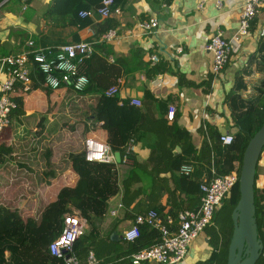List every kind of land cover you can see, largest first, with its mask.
I'll return each mask as SVG.
<instances>
[{"label": "crops", "instance_id": "0c3cea01", "mask_svg": "<svg viewBox=\"0 0 264 264\" xmlns=\"http://www.w3.org/2000/svg\"><path fill=\"white\" fill-rule=\"evenodd\" d=\"M222 1L223 8L220 11L210 4L200 10L198 0H125L119 5V12L110 16L116 21V36L110 41H98L95 44L98 46L95 47V54L90 58L87 68L90 87L85 93H77L83 94L81 106L90 112V118L82 119L83 123L77 125L76 129L77 135L80 133L82 136L78 141L81 151L86 136L100 139L108 143L114 153L117 151V137L111 131L103 129L102 122L96 121L91 112L96 105L97 96L103 94L118 78L122 79V83L117 97L124 100L139 99L141 106L137 107L142 112L140 121L145 116L140 139L135 142L132 153L138 162L156 166L162 156H168L165 143L172 125L189 133L190 145L184 150L187 153L198 152L201 143L209 140V136L215 142L226 133H235L236 129L225 104V94L233 84L236 71L244 66L248 56L256 48L258 36L264 27V7L255 16L256 27L235 45L220 76L212 79V54L204 49V45L217 26L223 30L224 36H232L239 24L244 2ZM51 2L52 0H31L24 11H19L20 0H9L0 6V42L11 47L9 54L20 52L25 47L23 45L19 48L20 40L14 33L18 29L26 31L30 36L47 37L48 44H40L41 46L92 39L87 27L96 30L95 24L102 18H94L93 23L83 29L76 26H55L45 14ZM151 17L158 21L157 30L152 33L142 32L138 23ZM152 55L158 57L156 63L151 62ZM4 56L6 55L0 58ZM2 77L0 75L1 79ZM39 89L32 88L29 92L16 89L14 97H22V113L13 114L9 127L0 133V205L18 208L23 218H37L41 209L55 199L58 190L73 185L77 178L66 165L72 152L70 141H66L65 129L54 128L59 126L56 121L45 122V119L32 118L35 111L43 106L38 109L28 106V99ZM40 90L44 96H48V103L42 110L55 103V100H60L63 95L74 92L68 88L51 90L49 94V89ZM170 108L174 109L172 118L168 114ZM45 123L48 126L46 130L39 128ZM158 141L162 144V150L156 145ZM181 151L183 150L179 145L174 149L175 154H183ZM120 161L123 163L115 161L119 184L126 177V171L132 163L131 159L129 163H125L121 154ZM161 175L168 177L170 174L167 172ZM205 178L209 177L205 175L203 179ZM138 185L134 184L133 189ZM169 185L173 190L171 181ZM255 188L259 198L264 200V147L256 168ZM120 193L108 201L111 207L100 228L102 238L92 250L100 263L131 264L125 254L127 245L122 235L133 223V218L126 214L133 215L131 209L143 195L139 194L133 199L128 205L127 213L122 212L123 219L116 221L119 213L113 215L110 211L116 210ZM159 204L164 206L163 212L171 208L172 199L167 191H162ZM36 205L41 208L31 212L30 208ZM184 208L183 206L181 209ZM212 225L206 227L191 242L185 258L177 264L209 262L215 248L211 242L215 236ZM88 230L89 226L86 224L85 234ZM108 235L111 241L106 238ZM8 254L6 251L5 255Z\"/></svg>", "mask_w": 264, "mask_h": 264}, {"label": "trees", "instance_id": "16d2710c", "mask_svg": "<svg viewBox=\"0 0 264 264\" xmlns=\"http://www.w3.org/2000/svg\"><path fill=\"white\" fill-rule=\"evenodd\" d=\"M100 1L52 0L45 14L55 26H76L83 29L91 25L93 19L80 17L79 12L97 7ZM124 1L114 0L117 6ZM256 23L255 17L250 30L256 27ZM95 25V33L98 36L107 29L114 28L116 21L112 17H107L97 21ZM14 33L20 40L19 48L25 46L28 38H31L35 45L48 44L45 36H30L26 31L19 29ZM11 51V47L0 42V56L7 55ZM19 86L16 85V87ZM89 87L90 85L82 93H85ZM32 88L43 89L44 87L40 79H35ZM50 92L51 90L47 91L48 94ZM14 99L17 107L12 111L11 117L13 114L22 113V97L19 95ZM225 104L229 110L232 125L236 129L232 134L231 144L223 145L219 138L214 142L209 136V140L201 143L198 152L187 153L185 148L191 141L189 133L179 126L172 125L165 143L168 156H162L160 163L156 166H149L136 161L131 154L132 163L121 184L117 179L116 162H88L84 158L83 150L76 152L70 149L72 153L69 155L67 165L76 174V182L71 186L60 188L55 199L41 209L37 218H23L18 208L12 209L0 205V264H64L63 258L50 254L48 247L62 231L63 215L72 211H78L89 226L86 234L84 232L73 245L74 254L81 264H86L87 254L94 250L97 241L102 238L100 228L105 223L111 207L108 201L119 192L121 196L115 205L116 212L119 213L116 221L123 219V213H127L129 203L139 194L143 197L132 207L133 215L126 214L132 217L133 221L137 215L149 209L156 210L163 217L167 214L174 216L183 206L187 209L197 207L202 196L200 184L205 175L211 178V168H214L217 175L230 173L234 169L240 171L243 152L264 120V27L258 36L255 50L250 53L244 66L236 71L233 84L225 94ZM91 114L96 121L102 122L103 129L111 131L117 137L119 147L115 150L120 152L122 158L129 140L133 139L136 142L140 139L145 116L140 121L141 110L126 102L119 104L117 96L98 95ZM156 145L162 150V144L159 141ZM177 145L182 148L183 154L174 153ZM122 163L120 161L119 164ZM182 164H191L193 171L187 175L179 174L178 169ZM167 172L170 174L168 177L161 175ZM169 181L173 183V190ZM134 184L139 185L133 189ZM162 191H167L172 199L171 208L167 212H163L164 206L159 204ZM230 196V199L227 196L222 200L220 207L214 213L212 223L216 219V212L225 208L227 221L224 223L225 229H222L220 233L214 230L215 236L212 237L211 242L215 248L207 264H226L228 245L233 232L231 212L240 197L238 183L232 188ZM254 204L257 231L264 245V200L259 198L255 187ZM106 238L111 241L109 235ZM159 241L158 230L148 225H141L140 236L134 241H125L127 245L125 254L129 257L132 253L149 248ZM6 251L8 255H5ZM102 263L104 264V261ZM102 263L97 259L96 264ZM255 264H264V258L259 257Z\"/></svg>", "mask_w": 264, "mask_h": 264}, {"label": "built area", "instance_id": "2783aa9c", "mask_svg": "<svg viewBox=\"0 0 264 264\" xmlns=\"http://www.w3.org/2000/svg\"><path fill=\"white\" fill-rule=\"evenodd\" d=\"M9 0H0V6ZM31 0H20L21 10L24 11L30 5ZM212 5L218 11L223 8L222 0H198L200 10L206 5ZM264 0H244L240 13L239 24L231 37L224 36L220 27H216L204 49L212 54L210 76L212 79L220 76L222 70L229 62L235 45L246 37L251 29V23L261 8ZM120 8L114 0H101L97 7H92L79 12L80 17L94 19L96 17L107 18L112 13L119 12ZM158 21L155 17L142 20L138 28L145 33L157 30ZM90 40H78L59 45L41 46L35 45L30 38L25 47L17 53L8 54L0 58V133L9 127L11 113L17 107L14 92L20 88L23 92H29L35 79H40L42 86L49 90L68 88L76 93L83 92L88 83V62L95 53V44L98 41H110L116 36V30L109 28L96 36L95 30L87 27ZM151 62L156 63L158 57L151 56ZM112 61V59L110 58ZM122 79L118 78L103 94L107 97L117 96ZM16 85H20L16 87ZM126 102L131 106H141L137 98L124 100L119 98V104ZM174 109L170 108L168 114L172 118ZM223 145H229L233 141L230 133L220 137ZM135 150V142L130 139L124 150L123 161L130 162V155ZM84 158L88 162L113 163L114 151L111 146L93 136H86L83 141ZM193 171L191 164H182L178 169L179 174H190ZM211 178L203 179L200 184L202 196L197 207L193 209H181L176 215L167 214L164 217L154 209L139 214L132 225L124 231L122 238L125 241H134L140 236V226L148 225L160 233L159 243L141 249L129 256L131 264H177L182 261L191 242L212 224L215 211L222 200L238 183L240 171L232 170L230 173L217 175L211 168ZM115 214L116 210H111ZM64 225L59 236L49 245L50 254L63 258L64 264H81L73 252L74 243L83 236L86 228V220L77 211L66 212L63 215ZM264 258V245L260 253ZM97 259L93 251L86 256V264H96ZM213 264V263H211Z\"/></svg>", "mask_w": 264, "mask_h": 264}, {"label": "water", "instance_id": "95a60500", "mask_svg": "<svg viewBox=\"0 0 264 264\" xmlns=\"http://www.w3.org/2000/svg\"><path fill=\"white\" fill-rule=\"evenodd\" d=\"M263 147L264 120L243 152L238 180L240 197L231 212L233 232L228 245L226 264H255L263 248L257 231L254 204L255 174ZM114 156L115 161L120 162V152L116 151Z\"/></svg>", "mask_w": 264, "mask_h": 264}, {"label": "rangeland", "instance_id": "374dc122", "mask_svg": "<svg viewBox=\"0 0 264 264\" xmlns=\"http://www.w3.org/2000/svg\"><path fill=\"white\" fill-rule=\"evenodd\" d=\"M19 11H21V9H19ZM82 95L83 94L79 95L77 93L70 92V94H67L66 96L63 95L60 100L59 99L55 100V103H52L51 105L49 104V106L45 107L43 110L42 108L45 106L46 103H48L47 102L48 96H44V94L41 93L40 89L36 91L32 97L29 96L28 99V106H35L37 107V109L43 106L39 111L37 110L35 111L36 113L32 115V118L45 119V122L49 120L56 121L59 124V126H54V128L59 127V129L62 128L65 129L66 141L68 140L70 141L69 146H71L72 151H78V150L81 151L78 141H79V137L81 138L82 136L80 135V133L79 136L76 133V129L78 127L77 125L83 123L82 119L90 118V112L88 111V109L84 110L81 106V104L83 103ZM39 128L46 130L48 126H46L45 123V125L43 124V126ZM66 165H67V160H66ZM231 192L232 190L227 195L228 199H230L231 197L230 196ZM39 208L41 207H38L36 205L30 208V211L31 212H34L35 210L38 211ZM22 209L24 210V208ZM226 221H227V213L225 211V208H223L218 212H216V219L214 223H212L213 225L211 224L214 227V229L212 228V230L213 231L216 230V233L218 230V232L220 233L222 229H225L226 225L224 223H226Z\"/></svg>", "mask_w": 264, "mask_h": 264}]
</instances>
